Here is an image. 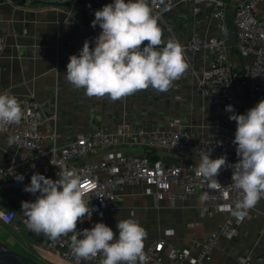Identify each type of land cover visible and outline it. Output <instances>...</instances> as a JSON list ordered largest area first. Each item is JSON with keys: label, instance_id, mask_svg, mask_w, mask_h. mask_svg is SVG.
Listing matches in <instances>:
<instances>
[{"label": "crops", "instance_id": "crops-1", "mask_svg": "<svg viewBox=\"0 0 264 264\" xmlns=\"http://www.w3.org/2000/svg\"><path fill=\"white\" fill-rule=\"evenodd\" d=\"M226 1L225 31L220 28V21L212 17L210 9L203 7L198 11L199 5L194 0H174L170 6L163 2L161 17H157L162 40L165 43L168 40L181 42L194 34L219 36L230 46L233 61L249 60L233 50V14L239 0ZM257 9H264V2ZM90 19L86 11H72L70 0H39L23 5L12 0H0V30L5 38L0 56V94L14 95L21 106L25 98L41 104L44 148L67 144L79 135H90L96 130L113 131L123 122H128L132 128L163 131L176 117L186 122L199 137H207L211 133L214 121L224 113V109L216 99L218 86L210 82L202 85L200 82L203 72L210 66L204 51L184 53L188 67L166 92L149 87L112 101L107 95L89 97L84 89L74 88L65 79L64 72L69 57L79 54L86 39L92 41L96 37L84 27ZM10 138L0 129V163L17 166L28 184L34 173L53 180L59 178L58 168L50 165L45 157L30 153L14 142L10 144ZM107 149L95 148L86 158L76 161L99 159ZM114 149L144 151L141 146L120 145L114 146ZM161 157L166 162L176 161L175 157L166 153ZM191 157L201 159V156ZM210 158L216 159L214 156ZM26 195L23 190L7 192L0 187V210L19 207ZM202 202L197 195L184 200H157L148 193L143 182L129 183L117 192L115 201L104 216H92L78 223L77 228H91L95 223L103 222L118 236L117 220L132 218L147 233L144 252L150 244L163 239L166 241L165 254L171 248H179L188 249L191 255L198 256L201 246L196 242L202 243L207 236L215 233L227 216L225 211L212 216L202 215ZM0 238L15 249L16 245L19 246L24 251L17 249L19 252L40 262L45 260L42 257L44 251L64 260L46 250L43 235L28 232L20 220L11 224L0 220ZM212 253L215 264H236L239 255L251 256L252 264H264V198L248 211L232 238L220 237ZM165 262H168L166 257ZM198 264L209 263L203 260Z\"/></svg>", "mask_w": 264, "mask_h": 264}, {"label": "built area", "instance_id": "built-area-1", "mask_svg": "<svg viewBox=\"0 0 264 264\" xmlns=\"http://www.w3.org/2000/svg\"><path fill=\"white\" fill-rule=\"evenodd\" d=\"M149 1V0H146ZM185 1V0H181ZM198 3L197 10L209 8L212 17L219 20L222 30L227 29L226 0H194ZM163 2L169 6L174 0H150L147 2L152 14L161 17ZM264 0H239L233 14L235 28V42L233 50L243 58L249 60L233 61L232 51L223 37L192 35L185 41L178 42L183 53L188 51H204L209 58L210 66L200 77V82H210L218 86V104L224 109L213 123V130L207 137H199L190 130L181 118H173L170 126L163 131L148 130L146 128H132L128 122L121 123L113 131L96 130L90 135H79L75 140L64 144H53L44 148V132L41 128L44 114L41 104L34 99L25 98L22 108V119L17 124L3 128L14 143L30 153L46 158L47 162L58 168V173L67 167L81 177V188L88 202V207L93 208L92 216H104L116 199L117 192L125 184L143 182L148 193L157 200L169 198L187 199L191 195L199 198L207 195L202 200L200 213L212 216L219 211L227 212V216L220 223L218 230L207 236L201 243L198 256L191 255L188 249L171 248L164 253L166 241L161 239L150 244L145 252L146 264H198L205 260L213 262V249L218 244L221 236L232 238L238 225L243 221L232 215L236 202L242 198V192L234 187L232 182V169L225 167L216 177L222 185L219 189H210L208 182L194 173L200 161L191 156L210 154L215 158L226 156L228 164H235L238 160L236 146L232 144L235 136L236 122L229 119L231 113L225 111L227 105H233L236 113L244 114L264 99V9L258 10L257 6ZM106 0H70L72 11H86L90 20L84 27L94 36L101 31L99 26L93 28L91 22L94 13L101 9ZM4 34L0 30V56L4 48ZM90 46L94 47V44ZM141 146L143 152L118 151L114 146ZM98 147H106L107 151L96 160H86L81 163L76 160L86 158L90 152ZM112 148V149H111ZM168 154L175 157L176 161L166 162L161 155ZM157 155L156 159L152 156ZM235 167L234 165L232 166ZM16 174H22L14 164L0 163V187L7 192L23 190L28 185L26 178L22 182L15 179ZM36 198L27 192L22 201H33ZM11 216V224L20 220L30 233L26 217L19 207L8 210L1 209ZM45 239L46 250L53 252L58 257L73 264L89 262L100 264L101 257L97 256L87 261H78L71 253V235L61 236L56 240L42 234ZM165 254V255H164ZM165 257L168 262H165ZM264 260V257L262 258ZM236 264H252V257L239 255Z\"/></svg>", "mask_w": 264, "mask_h": 264}, {"label": "clouds", "instance_id": "clouds-1", "mask_svg": "<svg viewBox=\"0 0 264 264\" xmlns=\"http://www.w3.org/2000/svg\"><path fill=\"white\" fill-rule=\"evenodd\" d=\"M94 16L91 26H99L101 31L92 41H84L78 55L69 57L64 72L65 79L89 97L107 95L116 101L149 87L166 92L186 71L182 46L174 40H162L158 19L146 0H113ZM225 111L236 122L232 144L238 160L228 164L226 156L212 159L206 154L194 173L207 181L210 189H219L222 185L216 177L222 168L230 167L231 183L242 192L232 215L243 219L264 198V99L244 114L236 113L233 105H227ZM22 115L14 95L0 94V129L19 123ZM13 142L10 138L9 143ZM15 179L22 182L24 176L16 174ZM81 184V177L67 167L56 180L34 173L23 191L36 199L21 201L29 230L52 240L72 233L70 250L78 261L100 256V264H146L147 233L135 219L117 220L118 236L103 222L78 230V223L90 219L93 212ZM205 199L206 194L201 197ZM0 219L8 223L11 216L0 211Z\"/></svg>", "mask_w": 264, "mask_h": 264}, {"label": "water", "instance_id": "water-1", "mask_svg": "<svg viewBox=\"0 0 264 264\" xmlns=\"http://www.w3.org/2000/svg\"><path fill=\"white\" fill-rule=\"evenodd\" d=\"M14 3L23 5V4H34L39 0H12ZM153 159H156L157 156H152ZM0 264H43L42 262L27 256L17 249L12 247L6 241L0 238Z\"/></svg>", "mask_w": 264, "mask_h": 264}, {"label": "rangeland", "instance_id": "rangeland-1", "mask_svg": "<svg viewBox=\"0 0 264 264\" xmlns=\"http://www.w3.org/2000/svg\"><path fill=\"white\" fill-rule=\"evenodd\" d=\"M16 249H18L21 252H24L21 248H19V246L17 247V245H16ZM43 253L44 254L42 255V257L45 259V260H41L43 264H60V262L63 263V264H70V263H67V261H64V260H61L59 258H56L55 256L51 255L48 252L44 251Z\"/></svg>", "mask_w": 264, "mask_h": 264}]
</instances>
